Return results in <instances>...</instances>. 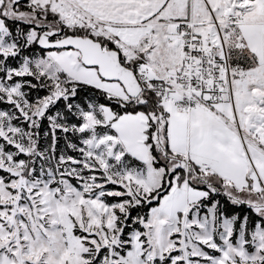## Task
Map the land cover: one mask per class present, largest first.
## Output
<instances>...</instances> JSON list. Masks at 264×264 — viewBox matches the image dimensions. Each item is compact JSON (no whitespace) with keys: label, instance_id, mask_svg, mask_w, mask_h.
Instances as JSON below:
<instances>
[{"label":"snow or ice","instance_id":"obj_1","mask_svg":"<svg viewBox=\"0 0 264 264\" xmlns=\"http://www.w3.org/2000/svg\"><path fill=\"white\" fill-rule=\"evenodd\" d=\"M0 264H264V0H0Z\"/></svg>","mask_w":264,"mask_h":264}]
</instances>
